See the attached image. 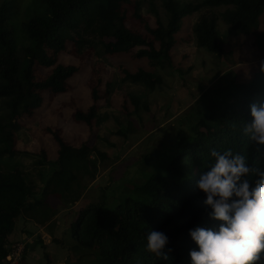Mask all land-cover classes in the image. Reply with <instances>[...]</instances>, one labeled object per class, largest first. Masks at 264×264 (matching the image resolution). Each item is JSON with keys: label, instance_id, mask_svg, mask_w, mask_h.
Returning a JSON list of instances; mask_svg holds the SVG:
<instances>
[{"label": "trees", "instance_id": "1", "mask_svg": "<svg viewBox=\"0 0 264 264\" xmlns=\"http://www.w3.org/2000/svg\"><path fill=\"white\" fill-rule=\"evenodd\" d=\"M195 1L165 0L166 16L161 19L156 14L153 26L143 16L140 0H0V264L10 255L9 245L20 220L49 224L62 205L79 201L80 190L95 180L100 162L108 160L98 148V135L74 144L67 141L61 127L44 128L58 147L53 161L43 148L34 156L18 148L20 132L45 109V96L50 101L71 92V80L89 65L91 105L73 107L71 119L76 124L93 134L106 119L101 111L107 106L115 108L116 101H122L120 113L125 116L130 115L129 103L139 110L136 96L110 98L106 68L94 58L98 47L120 62L123 83L154 91L162 79L143 67L132 72L128 65L145 61L153 68L172 67L178 44L175 36L183 19L205 8L223 7L220 16L204 15L194 25L197 47L225 59V41L217 28L220 18L236 33L255 38L253 46L264 62V32L259 31L264 0ZM129 7L140 21L139 28L128 25ZM63 56L71 63H64ZM261 64L214 95L204 94L205 109L199 120L190 134L174 140L163 167L144 173L112 205L101 201L74 213L71 235L91 252V264H189L188 252L196 245L188 230L217 225L207 214L204 194L196 188L210 150L231 148L244 155L247 163L264 168V156L241 132L252 119L250 105L264 102ZM21 158L50 170L34 177ZM151 230L169 237L166 259L146 250V235Z\"/></svg>", "mask_w": 264, "mask_h": 264}, {"label": "rangeland", "instance_id": "2", "mask_svg": "<svg viewBox=\"0 0 264 264\" xmlns=\"http://www.w3.org/2000/svg\"><path fill=\"white\" fill-rule=\"evenodd\" d=\"M142 14L154 26L156 14L165 18V0H140ZM184 3L195 0H182ZM196 2V1H195ZM225 8H205L201 12L183 19L178 44L174 47L172 67L162 70L142 61L129 64V70L143 67L155 72L162 84L154 91L140 85L123 83L120 62L102 54L96 49L95 61L105 66V84H109L110 98L133 95L139 98V110L129 103V116L120 113L122 101H116L115 108L105 107L101 116L106 117L99 130L90 134L85 126L71 119L73 107L86 108L91 105L88 83L91 68L71 80V92L56 96L49 101L45 96V109L30 126L20 132L18 148L34 156L41 148L48 159L55 160L58 147L51 136L44 133L46 127H61L70 143L80 144L90 136L98 135V148L108 160L100 162L95 180L80 190L77 203L60 207L58 215L45 225H36L20 220L18 233L9 245L10 256L5 264H91L93 256L87 249L74 241L70 231L74 213L80 207L96 205L105 201L112 205L131 191L133 184L140 182L142 175L156 172L169 157L174 140L191 133L194 123L205 109L204 94L214 95L232 80L243 78L255 66L261 64V57L253 46V37H246L233 31L222 19L218 20L219 34L225 41L226 57L219 60L216 55L196 45L193 27L199 18L210 14L220 16ZM128 25L140 27V21L129 7ZM259 31L264 32V14L259 20ZM61 60L71 63L65 56ZM32 123V124H31ZM131 130L128 131V126ZM124 132L125 134H121ZM27 170L36 177L42 170L32 159L21 158ZM42 184L39 183V190Z\"/></svg>", "mask_w": 264, "mask_h": 264}, {"label": "clouds", "instance_id": "3", "mask_svg": "<svg viewBox=\"0 0 264 264\" xmlns=\"http://www.w3.org/2000/svg\"><path fill=\"white\" fill-rule=\"evenodd\" d=\"M250 116L242 135L264 156V102L250 105ZM209 157L196 188L204 194L207 214L217 225L188 230L196 245L188 252L189 264H264V168L247 163L231 148H213ZM168 244L162 231L146 235V250L156 258H167Z\"/></svg>", "mask_w": 264, "mask_h": 264}, {"label": "built area", "instance_id": "4", "mask_svg": "<svg viewBox=\"0 0 264 264\" xmlns=\"http://www.w3.org/2000/svg\"><path fill=\"white\" fill-rule=\"evenodd\" d=\"M10 256V255H9Z\"/></svg>", "mask_w": 264, "mask_h": 264}]
</instances>
